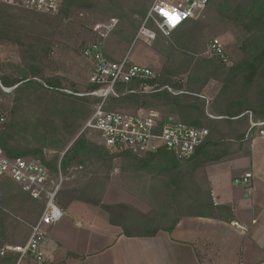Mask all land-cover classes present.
I'll return each instance as SVG.
<instances>
[{"label":"trees","instance_id":"1","mask_svg":"<svg viewBox=\"0 0 264 264\" xmlns=\"http://www.w3.org/2000/svg\"><path fill=\"white\" fill-rule=\"evenodd\" d=\"M153 1L64 0L55 15L0 2V40L18 46L23 62L10 72L0 71V96L6 93L4 87L12 88L10 107L0 108L7 116L1 146L8 156L35 158L54 179L59 172L68 178L57 193L64 211L74 202L97 207L125 237L172 232L187 217L234 219L232 206L215 203L207 167L250 157L259 127L252 122H264V0H209L201 18L187 20L169 36L157 29L151 47L164 60L157 75L119 80L115 94L104 100L91 94L101 84L89 81L80 87L48 74L58 36L68 30L79 32L76 15L90 12L102 20L117 18L112 34L129 46ZM226 33L239 41L237 57L230 63L204 56L208 38ZM101 102L107 111L142 108L162 118L172 115L179 122L207 128L209 135L188 159L166 150L142 156L111 153L89 130L82 131ZM116 170L120 188L144 203L147 211L127 202L104 201ZM0 187V249L24 245L46 199L34 198L7 177H0ZM18 257L7 251L0 264H15ZM85 257L73 251L66 254V259Z\"/></svg>","mask_w":264,"mask_h":264},{"label":"built area","instance_id":"2","mask_svg":"<svg viewBox=\"0 0 264 264\" xmlns=\"http://www.w3.org/2000/svg\"><path fill=\"white\" fill-rule=\"evenodd\" d=\"M209 0H154L147 16L137 32L135 43L151 45L157 38V29L169 36L176 28L190 19H198ZM1 3L17 8L28 9L44 14H57L64 0H0ZM118 19L110 18L94 24L97 36L81 48L82 55L93 64L90 82L101 84L99 90L91 92L103 98L115 94L114 84L129 81L134 77L153 78L157 71L150 67L130 64L127 59L113 61L105 55V43ZM204 55L218 57L230 62L225 46L220 38H214L208 44ZM5 91H10L5 88ZM151 88L146 87L145 90ZM86 94V93H85ZM81 93V95H85ZM7 116L0 110V132L3 131ZM259 126V135L264 137V122H252ZM96 132L100 141L111 153L130 151L142 156L147 153L166 150L179 159L190 158L209 135L207 128H197L179 122L172 115L162 118L154 111L138 109L136 112L107 111L103 102L99 103L84 123L83 130ZM79 166L75 169H81ZM253 174L248 172L236 179V184H249ZM0 177L10 178L34 198H45L46 205L39 219L32 226L31 234L24 245L5 246L0 249V256L7 251L19 254L15 264L42 263L45 261L43 244L49 229L63 219L66 214L57 203V193L65 178L61 172L54 179L48 168L33 157L8 156L0 144ZM247 193L250 191L247 190Z\"/></svg>","mask_w":264,"mask_h":264},{"label":"crops","instance_id":"3","mask_svg":"<svg viewBox=\"0 0 264 264\" xmlns=\"http://www.w3.org/2000/svg\"><path fill=\"white\" fill-rule=\"evenodd\" d=\"M248 172L253 174L248 185L235 183ZM207 174L215 203L232 206L234 219L187 217L172 232L161 231L153 237H125L121 229L110 225L101 212L91 210L85 203L74 202L66 213L78 225H83L78 218L85 219L86 225L97 234L88 239V243L95 246L93 250L71 251L85 255L84 259L77 260L88 264L96 259L117 264V260L124 257L120 252L124 244L137 241L139 260L135 264H264V146H258L254 136L250 157L211 165L207 167ZM117 182L120 183L119 180ZM118 193L111 192L109 187L105 199L110 196L114 200ZM116 202L127 201L117 199L109 203ZM142 210L147 211L148 208ZM55 240H58L57 246L65 244L61 239ZM43 246L48 253L45 261L48 259L55 264L66 262L65 259H52L58 254L54 245L49 250L46 244ZM147 257L150 263L145 261Z\"/></svg>","mask_w":264,"mask_h":264},{"label":"rangeland","instance_id":"4","mask_svg":"<svg viewBox=\"0 0 264 264\" xmlns=\"http://www.w3.org/2000/svg\"><path fill=\"white\" fill-rule=\"evenodd\" d=\"M24 10H28V9H24ZM28 11H32V10H28ZM51 15H55V14H51ZM203 15H201L199 18H201ZM73 20L78 21V24L80 26L79 32L68 30V31H64L62 35L58 36V39L55 43L52 52L54 65H52L53 68L48 72V74L63 76L64 83L69 84L70 81H73L77 85L82 87L84 86V84L90 81V77L93 73L94 68L92 62L82 55L81 48L87 42L94 41L97 39V36L93 30L94 24L96 22L104 21L108 19L102 20L101 18H98L96 15L90 12H81L78 15H76ZM204 36L207 37V34L204 33ZM215 38L221 39L223 45L225 46L226 54H228V58L231 63L232 62L231 60L237 57L238 55L239 41L231 33H226L222 36ZM212 39L214 38H208L206 48ZM134 42L135 39L133 43L130 44L129 46H124L111 33V35L108 37L105 43V49H104L105 55L107 56L109 55L117 61L127 59L130 64L146 66L152 68L155 71H158L163 65L164 60L161 55H159L157 52H155L152 49L151 46L153 43L151 45H148L144 42H137L135 44ZM22 63L23 62L21 58L20 48L14 44L0 40V71L3 72V70H7L10 72L12 71L13 68L22 66ZM8 89L10 90L11 88ZM11 91L12 90L6 91L5 94H2L0 96V106H1L0 108L3 107V109H5L10 107L12 96L8 93H10ZM259 130L260 127H257L254 133L255 142L258 143V146H264V137L259 135L260 134ZM91 134L94 135V137L100 141L99 135L96 132H92ZM48 153H52V151H49ZM118 161L119 160H117V162ZM118 180L120 181L119 173L116 170L113 174L111 184L109 185L111 192H120L117 194L116 198H114L115 201H117V199H120V201H127L130 204H133L141 209L148 208L140 200L136 199L135 197L131 196L128 193L127 195L125 191H123L120 188V184L117 182ZM1 195L2 192L0 187V196ZM114 200L110 196H108L106 199L104 197V201L107 203L112 202ZM89 208H92L91 210L93 209L98 210L104 215V213L99 209H97V207L89 206ZM78 219H80L83 225H78L75 222V220L71 219L69 213L67 212L63 217V219L59 221L57 225L55 224L56 226L54 225L55 228L53 229V231L50 232L48 231L46 241L44 242L43 245L45 244L47 245L46 246L47 250L51 248L53 249L54 247L56 248L58 254H56V256L53 257L52 259H55L56 261L65 259L66 262L65 263L63 262L64 264H88L87 262H82L77 259H66V254L68 251H71L73 249L77 251H88L89 249L93 250L95 247L93 246V243L92 244L91 242L88 243V239H90V237L93 234L96 235L97 233L95 232V230L93 231V229H90L86 225L85 219L82 218H78ZM55 239H61L65 244L62 246V244L60 243L57 246L56 244L58 243V240ZM128 242L130 243H125L123 249L120 251L122 254H124V257H121L119 260H117L116 262L117 264H135V262L139 260L138 257L139 251L137 249L139 247V243L137 241H128ZM52 245H54V247H52ZM5 246H11V245H5ZM43 249H45V246H43ZM44 251L45 254L48 255L46 250ZM49 255L53 256V253L49 252ZM49 259L51 260V258ZM145 259L146 262L150 263V258L147 257ZM143 260L144 257L141 258V261ZM39 264H55V263L49 262L48 259H46V261ZM56 264H62V262H58ZM90 264H107V261L105 260V262H103L100 259L97 261L96 259L94 261H90Z\"/></svg>","mask_w":264,"mask_h":264}]
</instances>
